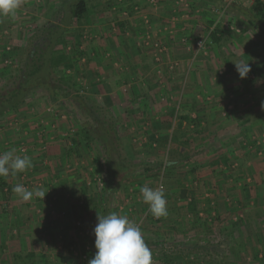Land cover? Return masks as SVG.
Listing matches in <instances>:
<instances>
[{
    "label": "crops",
    "instance_id": "obj_1",
    "mask_svg": "<svg viewBox=\"0 0 264 264\" xmlns=\"http://www.w3.org/2000/svg\"><path fill=\"white\" fill-rule=\"evenodd\" d=\"M195 1L197 2L198 0H192L194 10H192L191 14L188 13L183 15V22L178 23L176 21H179V19L173 18V24L179 27V31H175V33L177 32L182 36L186 32H196L197 28L200 29L199 32L206 35L204 37L205 43H207L211 48L210 50L213 51V58H205V62L198 61L197 59L195 63L196 67L201 66L202 63H206L207 67L208 65L211 67L212 61L217 57L216 61L219 59L220 62H222L221 65L223 67H221L223 69L221 68L218 70V76L209 78L208 81L211 85L207 83L206 89H202L203 87L199 84L201 81H198L199 78L194 71H192L191 80L194 81L196 77L198 79L196 80L197 83H191V85L185 90L179 85V87H176L175 85L172 86L171 88L173 91L171 94L178 96L177 98L180 99L179 103L183 102L181 103V106L178 104L174 107L173 104H169L168 99L163 97V95H167V91H159V89L156 88L153 89L150 85L149 87L143 88L133 86V82L127 84L125 79L130 78L127 72L122 73L119 71L117 74H112L111 81H109L110 78H108L109 82H105L104 84L100 83V86L97 85V83L94 85L96 87L93 86L91 88L85 86V89L81 87L83 84L81 78L86 74L85 71L81 72L77 70L79 74L75 77L72 75V78L74 77L73 79H75L77 83V92L79 94H85L87 97L94 100V103L100 106L102 111H106L107 115L112 119L111 121L115 124L118 136L123 144V149H121L123 156L130 160L129 154L124 146L125 141L123 140V136L118 127L125 126L131 128L129 134H126V137H129L127 142L133 141L135 143L137 142V137H139L141 138L140 144L145 143L148 147L150 146L152 151L160 150L163 146L165 148L166 144L172 143L171 136L174 128L177 127L175 130V141H173V144L175 145L172 148L171 158L168 161V171L171 173L176 170V166L180 162L179 159L192 158L194 156L193 154L197 151L207 152V158L210 159V161H214V164L211 165L210 169L208 168V165L207 173L202 174L205 178V183L210 187V184L218 181V191L215 190L217 191L216 195L222 191L220 195L222 194V196L226 198L223 203L231 205L232 202L230 201V198L225 197L223 193L237 189V187H241L244 190V188L246 189L248 184L252 181L250 176L264 175V151L255 153V155L253 153L254 159L252 158V160L247 157V151L244 150V152L239 153L240 147L246 146L245 148H248L251 143H261L264 141V131H262L264 128V120L260 118L262 117L261 112H263L264 106L262 103L260 105H250L252 103V99L250 98H252V95L258 93V87H262L261 89L264 88V81L261 80L262 78L264 79V74H260L258 70L261 60L260 57L258 58L259 53L253 51L254 46L252 47V45L257 46L256 43H251L248 51L244 49V45L248 42V39H252V41L256 39L254 34H256L261 40L264 39V18H256L251 12H249V7L254 0H251L252 2L249 6H246V4L242 5L241 2L238 3L237 1L232 2L233 4H225V0L224 2L223 0H211L218 1L221 7H213V9H207L206 12L202 11L203 8L200 7L201 3L196 6ZM30 7H32V5H30ZM52 11L51 15L55 14V11L57 10ZM250 20H252L253 23H250ZM70 27L81 26L72 24ZM215 27L219 30L216 36L218 39L210 35ZM68 40L71 42L70 39ZM122 46L121 43H116V47H113L112 53L114 56L112 58L113 63L110 66L112 67L110 70H113L115 65L122 63L125 57L126 60L129 59V54L127 53L125 56V53L121 50ZM93 47L96 48L95 46ZM81 48H84V46H81ZM75 49L74 45L71 43L68 44L67 50H69L70 61H72V63L75 61ZM90 51L93 52V57L97 55L93 48ZM185 51L186 50H183V48L182 50L180 48L175 50V55H178L177 58L185 61L183 64L193 60L185 59L186 55L184 53H187V51ZM238 51H241L242 53L238 54ZM216 52H219L217 56ZM134 58L135 61H137L136 63H138L139 59H143L140 55H135ZM82 59L84 60V57L80 56V60ZM130 60H132V56L128 61ZM246 60L258 63V65H255V68L257 69L256 72L253 71L255 68L253 69L251 67L250 70L247 69L248 63ZM94 61L95 64H97L96 69L99 67L107 69L100 65L102 62L98 63L101 60L95 58ZM217 65L220 66L219 63ZM213 68H215V66ZM90 72L92 73L93 71L91 70ZM105 77L106 76L104 75V77L97 78V80ZM132 79L133 77L130 78V80ZM90 80L93 82L92 78H90ZM226 80L232 81V83H236L240 80L241 85L242 83L244 84L239 87L229 88V86H225L224 81ZM212 81L213 83H211ZM79 83L81 85H79ZM38 89L41 90V88ZM234 89H239V91L235 92ZM43 90L46 91L45 89ZM209 95H212V101H204L205 98L208 100L211 99ZM236 96H239V99L244 98V100L235 103L233 101ZM60 99L63 101V104L58 105L62 106L64 112V106H69L68 109L66 108L69 117L79 110L77 103H75L71 97H64L63 99L60 97ZM68 100L70 103L67 104ZM48 101L50 102L48 103L50 106H58L56 103L54 104L51 102L49 97ZM48 109L51 108L48 107ZM174 109L176 110V114L175 118L172 119L171 113ZM116 110L121 111L122 113L120 115H123V117L119 116L115 118L114 112ZM227 112L229 113L227 114ZM74 115V117L77 118L76 114ZM48 116V119H51L49 123L52 127L53 125L55 126L54 123L57 122V119L53 118L52 113ZM186 117L190 118V120L186 119ZM120 122L121 124H119ZM122 124L124 126H122ZM178 124L180 125L178 126ZM52 130L53 128H50V131ZM219 139L222 142L217 141ZM195 142L198 143V146H202L194 147ZM215 142L220 145H225V150H223L225 151V154H221V159L218 158L220 160L219 162H217L218 160H215L219 156L213 155L215 153ZM51 143L52 144L48 146L47 150H43L47 152H43L47 155L44 156L43 154H38V156H35V153H33L30 162L33 169H38V171H36V173H38L37 177L45 178L48 176L50 179V188L48 187V182L45 189H47L46 191L49 193L50 200H52L51 202L62 203V206H54L52 214L48 213L50 210L49 208V210H47V215H41L42 223L46 220V223L42 226H40V222L38 223L37 220H34L36 214H33L34 212L32 211L30 214L32 216H28L27 219L25 218V223L23 221L20 223V227L27 225L32 230L30 233L26 232L25 236L22 234L23 231H20L19 233L16 229L13 230L14 234L10 233V230L8 231V235L1 234L0 232V264H80L79 254L85 250L87 244L92 245L97 252V255L95 256V258L98 257L97 261L108 263V260H102V256H105L107 251V244L103 240L104 235L101 226L99 225V218L97 217V214L102 217L104 209H106V212L108 211L110 222L116 232L117 230L115 229V226H119L120 233H117L119 234L120 239L124 241L128 247L135 246L132 244L136 239L146 238L145 235L141 236L138 234L137 236L136 233L133 239H127L126 236H128V234L126 232H129L131 224L136 226L135 229L131 231H138L140 229L143 230L147 224L150 226L153 222H157L159 225L171 222V225L173 223V225H175L184 220L195 222V220L199 218L198 220L201 222L211 223L215 218L222 217L223 210H220L219 208L221 205L219 202L220 199L212 193L213 190L208 187V189L205 190L201 187L198 188L200 184H203L202 179L196 177V175L200 174L192 175L194 178L191 179V184L185 185L184 187L181 183H178V186L174 187H169L165 184L163 193L155 199L153 195L154 188H149L148 184L143 182V177L138 176V174H140L137 173L139 165L135 162V159L128 161L127 169L124 172L119 173V176L121 177L118 176L110 187V182H107V187L103 189L100 187L101 185L98 181L100 177L102 178L103 172L106 174L104 167L102 166L103 163H101L104 162L101 147L95 143V148L99 152V159L101 160L96 167L92 165V163L91 165L88 164L84 157L81 158L80 153H77L78 156L75 154L73 157L72 155L73 158L70 159L69 162L67 160V155H64V147L62 145L54 144V142ZM188 145H190V148ZM85 149H87V147H85ZM87 153L88 152H85V156L92 160L93 157L87 156ZM140 153L142 154V151H140ZM62 155L63 157L61 158ZM64 156H66L65 160L63 159ZM151 156L153 157V154ZM194 157L198 158L199 156L195 155ZM61 159L65 162V166L63 167L64 172L59 169L61 167L57 164V162L62 161ZM37 160H39L40 163ZM197 161L200 165L205 167V162L202 163L200 160ZM222 162L227 164V166L225 167L224 164L217 166ZM190 172L191 171L189 170V173ZM213 173H215V178ZM79 176H81L80 179L78 178ZM169 176L170 174L167 175V180H171ZM102 180V187H104L105 179L102 178ZM199 180L201 181L200 183L198 182ZM220 184H222V186ZM151 186L152 185H150V187ZM11 189L12 188H10L8 192H10ZM96 189L102 192L100 198H97L96 192H94ZM81 190L84 193L87 190V195L89 197L91 196L89 193L90 190H93L95 194H93V197L91 196L89 198L90 200H86L84 197L79 198L78 200L77 197L79 195L77 192L83 194ZM252 190L253 187L250 185V192H252ZM260 190L262 189L260 188ZM185 192L187 195L186 197H183ZM58 195H60L59 201L57 200ZM93 198L95 202H91ZM196 199L199 200L197 201ZM193 200L196 201L197 206L190 205ZM6 203L7 202L3 201L2 206ZM88 203H93V206H88ZM251 203L254 204V210L256 211L255 219L249 218L250 221L253 219L256 223L255 231L257 230V235H255V254L261 257L264 255V198H257V200L251 201ZM190 206L194 208V211L189 209ZM77 207L80 209H77ZM62 208L64 210L63 212H61ZM173 208L177 209L178 212L173 210ZM88 209L94 213L93 217L96 218L88 217ZM159 209L160 211L157 212ZM79 210L80 214L78 212ZM218 210L221 212L220 215ZM60 213L64 214L62 215ZM195 214L199 217L196 216L194 218ZM60 215H62V217ZM155 215H158L159 218H155ZM117 217L118 219H116ZM228 217L229 216H227V218ZM241 217H244L243 214ZM1 220L2 217L0 214V222ZM237 221L239 220L235 219L234 222H232L234 225L240 227L237 231L242 234L243 227L240 225L241 222L236 223ZM9 233L11 236H9ZM19 235H21V237H19ZM17 236L20 238V241H18L19 238H14V241L22 246L20 250L16 249L17 251H13L14 256L12 255L11 258V252L10 250L6 251V247L11 243V237ZM221 236L222 238H226L227 235L225 236L222 234ZM21 238H24L25 240ZM248 238H251V236ZM148 239L153 240V238ZM23 245L25 247H23ZM155 245L156 248L159 249L157 252H162V250L173 252L182 250L183 248L186 249L184 253L195 250L194 248H190V246H192L191 243L175 245L173 243L160 242ZM155 245L152 248H155ZM21 249H25V251H21ZM221 249L223 250V248ZM155 251L156 249L154 252ZM121 253L122 250H118L117 257L119 262L120 257L123 256L121 255L119 257ZM8 255H10V257H8ZM147 256L148 257L145 260H142L140 264H152V259L148 253ZM124 257L127 256L124 255Z\"/></svg>",
    "mask_w": 264,
    "mask_h": 264
},
{
    "label": "rangeland",
    "instance_id": "obj_2",
    "mask_svg": "<svg viewBox=\"0 0 264 264\" xmlns=\"http://www.w3.org/2000/svg\"><path fill=\"white\" fill-rule=\"evenodd\" d=\"M236 1L238 3L241 2L242 5L246 4V6H249L252 2L251 0H225V4ZM192 3V0H89V13L85 24L81 27H68L65 35L76 48L74 51L75 61L69 67L64 66L59 68L58 73L65 74L68 77L74 75L75 77L79 74L78 71H85L86 74L81 78L83 84L81 85L79 83V85H81L82 88L85 86L91 88L97 83V85L100 86V83L104 84L105 82L111 81L112 74H117L119 71L122 73L127 72L130 78L133 77L132 80H130V78L125 79L127 84L133 82V86L143 88L149 87L150 85L153 89L156 88L159 89V91H167V95H163V97L168 99L169 104H173L174 107L178 104L181 106L183 102L179 103L180 99L177 98L178 96L171 94L173 91L171 88L172 86H180L185 90L191 83H197L196 80L198 79L196 77L194 81L191 80L192 71H194L197 73L196 76L199 78L198 81H201L199 84L203 87L202 89H206L209 78L218 76V70L223 67L219 59L216 61L217 57H215V61H212L211 67L209 65L207 67L206 63H202L201 66L196 67L195 63L197 59L198 61L205 62V58H213V51L210 50L211 48L204 41L206 35L199 32L200 29L197 28L196 32H186L182 36L177 33L179 27L173 24V18L179 19V21H176L178 23L183 22V15L188 13L191 14L192 10H194V5H192ZM29 4L32 5V7H30ZM65 4H67L65 0H0V82L5 83L10 73L15 72L19 52L27 45V39L31 31L48 20H53L54 14L51 15V12H53L52 10H58L59 7L61 8ZM199 4L204 12H206L207 9H213V7H221L218 1L211 0L195 1L196 6ZM118 22H123L124 26L121 28ZM175 31L177 32L175 33ZM254 35L256 39L253 41L252 39H248V42L244 45V49L248 51L251 43L254 42L257 44V46L252 45V47L254 46V52L259 53L258 58L260 57L261 61L258 68L260 74H264V39L261 40L256 34ZM199 40L204 41L201 47L198 45ZM116 43H121L123 45L121 50H123L125 56L127 53L129 54V59H131L132 56V60L128 61L129 59L126 60L125 57L122 63L115 66L113 65L114 69L110 70L112 68L110 66L113 63L112 58L114 56L112 49L116 47ZM81 46H84V48H81ZM92 48L94 52L97 53L94 57L92 56L93 52L90 51ZM179 48L181 50L183 48V50L187 51V53H184L186 55L185 59L193 60L183 64L185 61L177 58L178 55H175V50ZM237 53L241 54L242 52L238 51ZM218 54L219 52H216V56ZM135 55H140L143 59H139L138 63H136L137 61H135L134 58ZM80 56H83L84 60H80ZM95 58L101 60L98 63L102 62L100 65L107 69H102L100 67L96 69L97 64H95ZM248 61L246 60L248 63L247 69L249 70L251 67L254 69L255 65H258V63H254V61ZM218 63L220 66L217 65ZM214 66L215 68H213ZM91 70L93 71L92 73L90 72ZM254 70L256 71L257 69L255 68ZM104 75L106 76L105 78L97 80V78L104 77ZM90 78H92L93 82H91ZM108 78H110L109 81ZM261 80L264 81L263 78ZM211 83H213V81ZM224 83L225 86H229V88L239 87L244 84L242 83L241 85L240 80L236 83L226 80ZM209 85L211 84L209 83ZM261 88L262 87H258V93L252 95V98H250L252 99L250 105H260L262 103L264 106V88ZM43 89L44 88H41V90L36 89L27 97L26 103L15 110L9 111L3 117H0V161L3 162L5 166L7 183L12 188L7 194H1V200H7V203L0 208L2 217L0 222L1 234L8 235L9 230L10 233L14 234L13 230L16 229L19 233L23 231L22 234L25 236L26 232L30 233L32 230L27 225L20 227V223L22 221L25 223V218L27 219L28 216L31 217L32 215L30 214L32 211L34 212L33 214H36L34 220H37L38 223L40 222V226H42L46 223V220L44 219L45 222L42 223V217L40 216L47 215L48 213L52 214L54 206H62V203H52V200H50L49 193L46 191L47 189H45L48 182V187L50 188V179L48 176L45 178L37 177L38 173H36V171H38V169H33L30 162L33 153H35V156L47 153L43 150H47L48 146L52 144L51 142H54V144L64 147V155H67L68 161L72 159L75 154L78 156L77 153H80L81 158L84 157L90 165L92 163V165L97 167L98 163L101 161L99 159L100 154L95 148V143H90L88 145L82 143L77 146V148H73L76 146L73 144L74 139H76L79 133L80 122H84V116L80 114L79 111H76L69 117L67 110L69 108L68 105L64 106L65 112L62 110V106L58 105L59 103H56L58 105L57 107L50 106V104H48L50 103L48 101V92ZM234 90L235 92L239 91V89ZM209 97L211 99L208 100L205 98L204 101L211 102L213 97L212 95H209ZM238 97L239 96L234 97L233 102L236 103L240 100L242 102L244 100V98L239 99ZM63 98L64 97H62V99ZM68 103H70L69 100L67 101V104ZM48 107L51 109H48ZM50 113H52L53 118L57 119L58 122H55V126L53 125V127L49 123L51 119H48ZM121 113V111L116 110L114 112V117L121 116ZM228 113L229 112H227V114ZM261 113L262 117L260 118L264 120V110ZM74 114H76L77 118L74 117ZM121 117H123V115ZM121 122L119 124H121ZM122 126L124 125L122 124ZM50 128H53V130L50 131ZM118 129L125 141L124 146L129 154L130 160L136 159L135 162L139 165L137 173L140 174H138V176L143 177V182L147 183L149 188L153 189L154 185L158 182L156 170L160 164H162V167L159 169V176H163L165 184L169 187L178 186V183H181L184 187L185 185L191 184V179L194 178L192 175L200 174L196 175V177H200L203 184H200L201 186L199 185L198 188L201 187L203 190L209 188L213 190L212 193L220 199L219 202L221 205L218 206L220 210H223L222 217L215 218L211 223L201 222L198 220L199 218L195 220V222H189L186 219L187 221L184 220L175 225H173L174 223L171 225V222L159 225L157 222L152 221L153 223H151L150 226H148V224L145 225L143 230H136L131 238L130 234L133 232L131 230L135 229L136 226L130 223L129 232H126L128 234V236H126L127 239H133L137 233V236L139 234L141 236L145 235L146 238H153V241L156 243L167 242L175 245L181 243H191L193 245L196 242L200 245L221 244L217 248L219 249L218 252H209L198 247L192 250L190 256L186 257L181 264H264V255L260 257L255 254V235H257V230L255 231L256 223L253 219H255L256 211L254 210V204L251 203V201L257 200V198H264V175L250 176L252 181L244 190L241 187H237V189L223 193L225 197L230 198L232 204L229 205L228 203H223L226 198H224L222 194L220 195L222 191L216 195L219 182L216 181L210 184L211 186L209 187L206 185L207 183H205L204 176H202V174L207 173L208 168L210 169L211 165L214 164V161H210V159L207 158V152L197 151L194 153L193 155L199 156L198 158L192 155V158L179 159L180 162L176 166V170L170 173L168 171V161L171 158L172 148L175 145L173 142L166 144L165 148L163 146L160 150L152 151L150 146L148 147L145 143L140 144L141 138L139 137L136 139V144L133 141L127 142L129 137L127 138L126 134H129L131 131L130 127L124 126L118 127ZM262 131H264V128ZM217 141L222 142L220 139ZM197 144L198 143L195 142L194 147L202 146H198ZM214 145L215 153L213 155L219 156L215 159L219 162L221 154H225V151H223L225 150V145H220L216 142ZM250 146L248 148H245L246 146L240 147L239 152H244V150L247 151V157L250 158V160H252V158L254 159L255 153L264 151V141L261 143H251ZM85 147H87V149H85ZM188 147L190 148V145H188ZM22 148H25L24 152ZM140 151H142V154ZM85 152H88L87 156H91L93 159L90 160L86 157ZM152 154L153 157L151 156ZM62 157L63 155L61 158ZM65 158L66 156H64L63 159L65 160ZM196 159L200 160L202 163L205 162V167L200 165ZM37 161L39 162V160ZM57 164L61 167L59 169L64 172L63 167L65 166V162L62 160L57 162ZM220 164H224V162L219 163L217 166ZM208 165L209 167L207 168ZM147 166H151V170H146ZM224 166L226 167L227 164H224ZM189 170L192 173H189ZM169 174L171 180L166 179ZM214 174L215 173H213V175ZM78 178L80 179L81 176ZM102 178L105 179L104 187H100L105 189L107 187L108 177L104 172ZM198 182L200 183L201 181L199 180ZM150 185L152 186L150 187ZM220 185L222 186V184ZM250 185L253 187L252 192H250ZM260 188L262 190H260ZM81 192L83 194L77 192L79 195L77 197L78 200L83 197L86 200H90L89 198L91 196L93 197V194H95L94 192H96L97 198H100L102 194V192L97 189L94 192L90 190V197L87 195V190L85 193L82 190ZM3 195H7L8 198H4ZM186 195L187 193L185 192L183 197H186ZM57 198L59 201L60 195H58ZM196 200L198 201L199 199ZM91 202H95L94 198ZM196 204V201L193 200L190 205L197 206ZM88 206H93V203H88ZM77 209L80 208L77 207ZM189 209L194 211L192 206H190ZM47 210H49L48 213ZM173 210L178 212L175 208H173ZM205 210L207 211L206 208ZM63 211L62 208L61 212ZM159 211L160 209L157 210V212ZM78 212L80 214V210ZM219 212L218 210V213ZM60 214L63 215L64 213ZM220 214L221 212L219 215ZM242 214L245 218L241 217ZM62 215L60 216L62 217ZM87 215L91 218L94 213L88 209ZM196 216L199 217L195 214L194 218ZM227 216L229 217L227 218ZM249 218H253L252 221H250ZM116 219H118V217ZM235 219L239 220L236 223L241 222L240 225L243 227L242 234L237 231L240 227L233 224ZM115 229L120 233L118 225L115 226ZM10 233L9 236H11ZM222 234L225 236L227 235L226 238H222ZM249 236H251V238H248ZM19 237H21V235H19ZM19 237H11V243L6 247V251L10 250L11 252V258L13 251L16 249L20 250L22 246L14 241V238L18 239ZM21 239L25 240L24 238ZM18 241H20V238ZM23 247L25 246L23 245ZM155 249L156 251L159 250L155 245V248H151L148 252V255L152 259V264H167L164 257L160 255L161 253L154 255L156 252H154ZM21 251H25V249H21ZM10 255H8V257H10ZM120 262L131 264V257L121 256Z\"/></svg>",
    "mask_w": 264,
    "mask_h": 264
},
{
    "label": "trees",
    "instance_id": "obj_3",
    "mask_svg": "<svg viewBox=\"0 0 264 264\" xmlns=\"http://www.w3.org/2000/svg\"><path fill=\"white\" fill-rule=\"evenodd\" d=\"M65 1L67 4L55 11L53 20H48L42 26L31 31L27 39V45L19 52L15 72L10 73L5 83L0 82V117H3L9 111L15 110L26 103L27 97L38 88H44L48 92L50 101L53 103L62 105L63 101L60 97H71L77 103L80 114L84 116V122H80L79 133L77 132L78 135L74 139L73 144L76 146L73 148H77L82 143L87 145L96 143L101 147L102 157L104 159L103 167L108 177V182H110V187L119 176V173L127 169V164L130 160L121 153L123 144L118 136L115 124L111 121L112 119H110L106 111H102L101 107L96 105L94 100L85 94H79L77 92L75 79L58 73V69L62 66L69 67L73 64L70 61L69 50H67L70 41L65 36L68 27L72 26V24L76 26L84 25L89 13V0ZM249 12L254 17L263 19L264 1L254 0L249 7ZM250 23H253V21L250 20ZM118 25L122 28L124 23L118 22ZM216 29L215 27L211 31L210 35L212 37H216L219 32ZM216 39L218 38L216 37ZM253 71L256 72L257 70ZM175 114L176 110L174 109L171 113L172 119L175 118ZM186 119L190 120L188 117ZM176 128H174L172 133L171 142L175 140ZM43 155L45 156L46 154ZM161 167L162 164L156 170L157 181L161 178L159 176V169ZM146 170H151V166H147ZM5 172V166L0 161V208L3 201L7 202L6 199L1 200V194H7L11 188L7 183ZM3 197L8 198L7 195H3ZM105 210H103L102 217L97 214L99 225L104 235L103 240L107 244V251L105 256H102V260L112 261L118 256L117 251L122 250L119 257L121 255L130 256L131 264H140L142 260L148 257L147 253L156 243L152 239L138 238L132 244L135 246L128 247L114 230L108 211L106 212ZM219 245H200L196 242L190 248L196 249L201 247L205 251L218 252L219 249L217 248ZM185 251L186 249L184 248L173 252L162 250L158 254L161 253L160 255L164 257L167 264H181L192 252L184 253ZM156 252L154 255H156Z\"/></svg>",
    "mask_w": 264,
    "mask_h": 264
},
{
    "label": "built area",
    "instance_id": "obj_4",
    "mask_svg": "<svg viewBox=\"0 0 264 264\" xmlns=\"http://www.w3.org/2000/svg\"><path fill=\"white\" fill-rule=\"evenodd\" d=\"M204 41L199 40L198 45H200V47H201ZM22 151L24 152L25 148H22ZM98 181H99V184L102 186L103 180L101 177L98 179ZM164 189H165V183H164V178L162 176L159 179V181L157 182V184L154 186V189H153V194H154L155 199H157L163 193ZM154 217L159 218L158 215H155ZM134 234H135V231H133L130 234V238ZM96 255H97V252L95 251L93 246L90 244H87L85 250H83L79 254L80 264H123V263L119 262L118 257H115L112 261H109L108 263H103L101 261H97L98 257L95 258Z\"/></svg>",
    "mask_w": 264,
    "mask_h": 264
}]
</instances>
